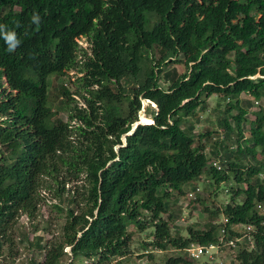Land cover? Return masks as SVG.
I'll use <instances>...</instances> for the list:
<instances>
[{
	"label": "trees",
	"instance_id": "16d2710c",
	"mask_svg": "<svg viewBox=\"0 0 264 264\" xmlns=\"http://www.w3.org/2000/svg\"><path fill=\"white\" fill-rule=\"evenodd\" d=\"M0 24L20 41L9 52L0 33V251L10 243L16 258L17 223L38 216L48 190L64 223L31 243L43 251L33 264H123L130 226L154 229L151 260L173 251L153 264H192V244H217L223 227L241 237V224L256 231L232 264H264V105L247 123L264 102V0H0ZM71 71L83 103L60 86L54 106L51 77ZM212 96L219 131L196 134ZM144 101L151 118L134 129ZM203 178L229 184L230 202L208 210L204 227L174 232L172 194Z\"/></svg>",
	"mask_w": 264,
	"mask_h": 264
},
{
	"label": "rangeland",
	"instance_id": "374dc122",
	"mask_svg": "<svg viewBox=\"0 0 264 264\" xmlns=\"http://www.w3.org/2000/svg\"><path fill=\"white\" fill-rule=\"evenodd\" d=\"M81 44L84 47H89V43L86 41L85 38L81 39ZM154 56L156 58L159 56V54L157 53ZM171 67H176L180 73H184L186 71V66L183 63H170L169 68ZM51 82L53 87L51 88L50 98L51 101H53L54 106L58 105V94L60 93L61 88L60 86L68 88L73 94V97L78 100L79 105H82V100L77 94H75V92L80 89V86L77 82V73L75 71H71L69 74L61 77L52 76ZM161 83L165 87H167L168 85L166 82ZM242 98L244 100L251 99V97L246 94H243ZM217 102L218 99L216 96H212L208 99L210 110L207 112H202V115L198 117L199 121H196L197 124L194 133L198 134L200 132H205L207 128L219 131L218 126H216L218 112L217 110H214L217 105ZM150 104L151 103L146 101L143 102V108L139 114V121H143V115L151 118V115L147 114V108ZM261 105H264L263 101H260L258 103L253 102V106L250 108V113L248 115V125H250L251 121L255 118L254 112L256 110H259ZM151 106L155 107V104H152ZM59 117L63 118L64 120H67V112H59ZM245 134L249 136V129H246ZM213 136V138H215L216 136H218V134L216 133ZM223 136L224 134H221L220 137L223 138ZM208 147L209 148L206 149V152L210 156L209 144ZM258 158L252 160V162L256 163ZM207 184L208 183L206 179L203 178L197 183H191L189 185V187L199 185V187L203 190L201 193L202 195L195 200H188L185 195H179L178 193L172 194V205L169 213L175 212V214L179 215V217L181 216V218H184H180V220L178 221L179 223H176L177 225L175 224V228L173 227L174 232H176V228L179 227L181 228L182 234L186 235V229L190 225L204 227L206 223H208L211 219V217L209 216V211H214L216 210V208H220V206L222 207L228 202H230L229 200L231 194L227 192V188L230 187L229 184H222L221 188L219 189H217L216 187H210ZM70 186L67 187L69 188ZM44 195L45 200L40 205L38 216L34 220H31L27 215H22L17 223V226L13 233V247L15 248V251L13 253L17 254L16 258L13 259L10 254L12 253V251L9 250L10 243H6L3 246V249H1L0 251V264H33L32 261L35 259L39 261L43 260V251L39 250L34 245L31 246V243L35 242L34 240H36L38 237H43L44 243H47V240L50 237V231L52 233H58L64 223V217L59 213L56 208H54V204L59 203L61 200L55 198L54 192H49L48 190L44 192ZM166 216H168V213L166 214ZM222 219L223 216L221 215L218 217L217 220L218 222H222ZM46 227H49V229L45 230ZM237 228L241 232H244L245 230V228L242 226H239ZM153 230L154 229L152 227H148L144 231H140L139 229H137V227L130 226V231L133 234L131 242V253L127 256L126 259H123V264H153V262L161 263L164 260L165 256H169L171 253H173L172 250H169L168 252L155 250L153 251V254L155 255L154 260H151L148 253L149 251L146 250L147 247L145 246L147 242L152 239L151 234ZM234 255L235 252L234 250H232V248L230 249L225 247L222 254L216 255L214 259H210L207 256H202L200 258H197L196 260L190 258L189 259L191 260L192 264L205 263L208 262V259L212 263L219 262L222 259L224 264H232L234 260ZM69 262L70 259L66 260L65 264H68ZM114 264H117V262H114Z\"/></svg>",
	"mask_w": 264,
	"mask_h": 264
},
{
	"label": "built area",
	"instance_id": "2783aa9c",
	"mask_svg": "<svg viewBox=\"0 0 264 264\" xmlns=\"http://www.w3.org/2000/svg\"><path fill=\"white\" fill-rule=\"evenodd\" d=\"M200 191H201V188L197 187L196 189L189 190L185 194V196L188 200H195V199H197V192H200ZM258 208L261 210V212H264V205L262 203L258 204ZM181 219H184V218H181ZM222 222L225 225H227L229 220L226 216H223ZM239 226H242L245 228V230L243 232V236L238 237L236 239L235 238L234 239H226L227 230H226V227H223L220 230V240H219L220 242H218L217 244H215V243L210 244L209 246L192 244L188 248V252H189L190 256L193 258H200L202 256H208L210 259H214L216 255L222 254L225 247L230 248V249L232 248V250H234V252L236 253L238 250V247H239V245H238L239 242L244 241L246 238H248L249 240H252V236L256 231V227L254 225H251V224L235 225L234 229L238 230L237 227H239ZM219 262L224 263L222 259Z\"/></svg>",
	"mask_w": 264,
	"mask_h": 264
},
{
	"label": "clouds",
	"instance_id": "9594fccd",
	"mask_svg": "<svg viewBox=\"0 0 264 264\" xmlns=\"http://www.w3.org/2000/svg\"><path fill=\"white\" fill-rule=\"evenodd\" d=\"M40 17L38 14H34L32 17L33 23H39ZM6 26L3 24H0V33L3 34L4 39L6 40L8 44V51H14L15 48L19 45L20 41L17 38V34L14 31H6Z\"/></svg>",
	"mask_w": 264,
	"mask_h": 264
},
{
	"label": "water",
	"instance_id": "95a60500",
	"mask_svg": "<svg viewBox=\"0 0 264 264\" xmlns=\"http://www.w3.org/2000/svg\"><path fill=\"white\" fill-rule=\"evenodd\" d=\"M146 102H149L150 103V101H146ZM152 104H155V103H152ZM155 107L157 108V105L155 104ZM140 120V119H139ZM140 123H146V122H144V121H139V123H137L136 124V126L134 127V129L137 127V125L138 124H140ZM152 123H154V119H153V122Z\"/></svg>",
	"mask_w": 264,
	"mask_h": 264
}]
</instances>
